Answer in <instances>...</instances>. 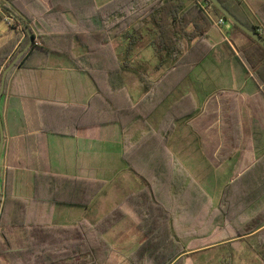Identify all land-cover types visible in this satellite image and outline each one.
<instances>
[{
    "label": "trees",
    "instance_id": "obj_1",
    "mask_svg": "<svg viewBox=\"0 0 264 264\" xmlns=\"http://www.w3.org/2000/svg\"><path fill=\"white\" fill-rule=\"evenodd\" d=\"M220 1L244 24L264 37L259 27L242 20L232 9L231 4H240L242 0ZM0 2L15 14L12 16L0 9L11 19V23L5 19L8 27L16 30L22 26L23 30H29V33L25 32L23 42L14 53L21 35H16L0 48V85L5 68L22 51H25L24 54L8 74L6 87L13 71L17 67L26 66L30 55L37 49L69 58L77 70L88 74L95 81L99 93L76 125L51 132L72 136L79 128L120 124L125 134L124 159L131 171L146 183V189L130 195L125 203L106 212L94 223L85 220L73 226H53L47 219L55 205L89 206L104 184L73 177L37 175L36 196L29 201L13 199L11 218L7 222L3 219L4 208L0 199V264H187L184 242L199 236V231L204 228L203 220L209 215L213 204L203 193L204 202L208 201L207 205L202 208L195 222L189 225V232L182 234L174 225L176 210L169 202L162 204L158 201L161 193L155 192V184L163 182L168 185L164 187L165 195L169 190L178 189L176 183L166 181L167 177L175 176V172L172 173L175 170L173 155L167 149L168 140L179 120L194 116L196 106L190 97H184L168 108L155 131L149 125L148 118L165 102L191 69L211 51L205 40L209 31L216 26L201 4L212 7L213 17H225L208 0H110L104 6H99L96 0H51L48 7L42 0ZM68 14L74 23L67 19ZM138 21L139 29L135 25ZM35 23L44 27L45 31L36 32ZM149 23L153 25L151 45L161 54L163 62L166 59L174 61L176 72L172 74L175 78L169 82L168 78L163 77L157 83L144 79L141 85L147 91L133 105L126 89V65L119 62L112 49L111 37H118L130 30L135 33L139 31L140 36ZM231 24L237 34L233 43L238 50V58L247 71L254 74L255 82L264 94V49L240 28ZM30 34L34 37V43L26 49L30 43ZM75 45L80 47L81 54H75ZM6 59L8 61L2 69ZM152 88L159 92L151 93ZM5 93L6 88L4 95ZM225 95L219 94L222 138L218 152L220 162L232 157L241 138L235 100ZM145 102L152 103L150 109H143ZM139 130L145 136L151 135L149 145L155 146L158 152L161 151L158 159L153 155L149 163L150 175L139 171L136 164L133 165L136 156L142 154L143 144L134 153L129 150L127 134ZM150 176L155 179V183L150 181ZM184 176L190 177L187 173ZM192 182L195 193L198 190L203 192L197 183ZM190 188L191 185L186 190ZM262 199L264 158L233 178L225 187L221 204L216 211L230 208L228 205L231 203V208L244 209L238 212L239 215L248 212L249 219L240 221L236 227V237L243 238L254 233L264 222V214L253 215ZM139 200L147 209L150 217L148 220H153L152 223L141 226L142 241L124 253L113 247L104 238V234L127 217L139 227ZM215 216V221L218 222L220 215Z\"/></svg>",
    "mask_w": 264,
    "mask_h": 264
},
{
    "label": "crops",
    "instance_id": "obj_2",
    "mask_svg": "<svg viewBox=\"0 0 264 264\" xmlns=\"http://www.w3.org/2000/svg\"><path fill=\"white\" fill-rule=\"evenodd\" d=\"M50 1L42 0L47 7ZM96 1L98 3L99 0ZM231 7L242 20L259 27L260 32L264 33V0H242L240 4H231ZM7 17L0 10V48L16 35H21V40L14 47V53L23 42L26 31L22 26L16 30L8 27L5 22ZM66 17L74 23L69 14ZM9 22L11 23L10 18ZM3 25L6 27H1ZM34 28L39 33L45 31L38 23L34 24ZM152 31L153 25L149 32ZM212 31L219 35V39L214 42H210ZM236 35L232 25L222 29L212 28L205 40L211 51L155 110L156 112L171 99L179 88L188 84L189 88L171 99L168 108L188 96L193 100L196 111L193 117L176 123V130L169 138L168 147L173 157L178 159L177 166L191 174L196 172V176L204 169L222 173L233 169L231 175L225 176L233 179L264 158V94L257 86L254 74L248 72L238 58V50L233 43ZM111 47L113 49L112 44ZM74 52L81 54L82 51L75 45ZM7 61L8 59L2 69ZM143 62L147 64V61ZM164 62L168 69L162 77L157 81L146 80L152 83H157L163 77L168 78L169 82L174 80V61L166 59ZM157 92L159 90L152 88L151 93ZM98 93L95 81L88 74L77 70L69 58L41 49L30 55L26 66L17 67L10 75L6 93L0 103L4 130L0 159V199L4 208L3 219L6 222L11 218L13 199L29 201L36 196V177L39 174L100 181L104 184L89 206L55 205L47 219L53 226H73L81 221H88L83 217L105 188L106 175L110 178L120 174L128 177L130 168L124 159L125 134L120 124L79 128L72 136L51 132L76 125ZM220 93L235 100L241 135L239 146L225 162L218 159L222 144ZM163 117L162 114L157 122L158 126ZM177 132L179 137H176ZM176 138L182 142L175 143ZM211 175L213 174L200 176L205 179L204 189L209 195L215 192L216 186L215 181L211 180L215 176ZM125 200L113 208L125 203ZM148 217L146 215L144 218ZM261 233H264V222L245 239Z\"/></svg>",
    "mask_w": 264,
    "mask_h": 264
},
{
    "label": "rangeland",
    "instance_id": "obj_3",
    "mask_svg": "<svg viewBox=\"0 0 264 264\" xmlns=\"http://www.w3.org/2000/svg\"><path fill=\"white\" fill-rule=\"evenodd\" d=\"M109 2L110 0H99L98 4L99 6H104ZM130 21L133 20L131 19ZM135 25L136 28L139 29V21ZM1 27L5 28L6 25ZM151 27V24L146 26L143 31H141L140 36L139 31L135 33L133 30H130L121 33L118 37H111L113 50L118 55L119 62L126 65V69L124 70L126 89L133 105L138 103L147 91L146 87L140 86L144 79L157 81L168 69L166 63L162 60L161 54L150 44L153 36L152 32H149ZM218 39L219 35L212 31L210 33V42H214ZM185 46H187V44H185ZM143 61H147V64ZM185 88H189L188 84L179 88L172 95L171 99H174L177 94L182 93ZM171 99H168L163 106L154 112L151 117H149L150 119L148 118V123L152 129L154 128V131L157 129V122L160 116L166 114ZM158 100L159 98L157 101ZM151 105L152 103L145 102L143 109H150ZM175 130L172 135L175 133ZM176 135V137H179V132H177ZM150 138L151 135L145 136L140 130L127 134V139L130 143L129 150L133 151V153L138 146L140 149L143 144L142 154L136 156L133 165L136 164L139 171H144L147 175H150L149 170L151 167L149 163L153 155H155V159H158L161 155V151L158 152L155 146L149 145L151 144ZM174 141L175 143L182 142L181 139L178 138ZM167 149L169 150V147ZM173 151L175 152L174 148ZM174 156H176V154ZM177 157L181 159L180 155H177ZM173 159L175 170H173L172 173L174 174L175 172V176L172 178L167 177L166 181L168 182V180H171L176 183L178 189H174L173 191L169 190L168 194L165 195L164 187H168V185L161 182L155 184V192L161 193V196H158V201L162 204H167L169 202V205L176 210L177 214L175 216L174 225L178 227L180 233L185 234L189 232V225L195 222L202 208L207 205V200H210L213 204L212 208H210L209 215L203 220L202 227L204 228L199 231V236L190 238L188 241L184 242L188 257L187 264H264V233L246 239L245 237L247 236H245L243 237L245 240H240L243 238L236 237L237 223L249 219V213L245 212L244 215L243 213L239 215L238 212L244 209L231 208V203L228 205L230 208H226L220 212L216 211L221 204V198L225 187L233 180L225 176L231 175L233 169L225 170L223 173L222 171L204 169L200 170V175L196 176V172L191 174L188 170L185 171L183 168L178 167V159L174 157ZM130 171L128 177L120 174L118 177L116 176L117 178H110L106 175L107 183L105 188L96 198L93 207L83 218L94 223L103 213L109 211L116 204L125 200V198L127 199L130 195L138 194L140 191L146 189V183L143 178ZM186 173L190 177L184 176ZM208 174H213L211 176H215L211 180H214L216 184L214 188L215 192H211L210 195L204 189L205 185L203 180L205 179L200 177ZM149 179L155 183V179L151 178V176ZM192 181L197 183L203 192L198 190V192L195 193ZM189 185H191V188L186 190L187 187L189 188ZM203 193L207 195V200H205V202L202 195ZM262 201L259 207H257V211H253V213L255 212L253 215L258 213L264 214V201ZM217 214L220 215L218 222L215 221L217 219L215 215ZM146 215L147 209L141 205L139 200V219H144L143 221L139 220V227H137L130 218H124L111 230L105 233L104 238L118 250L122 252L130 251L142 241L143 228H141V226L146 223H152L151 220L153 219L149 221L147 218H144ZM240 228L244 230V228Z\"/></svg>",
    "mask_w": 264,
    "mask_h": 264
},
{
    "label": "water",
    "instance_id": "obj_4",
    "mask_svg": "<svg viewBox=\"0 0 264 264\" xmlns=\"http://www.w3.org/2000/svg\"><path fill=\"white\" fill-rule=\"evenodd\" d=\"M211 5L216 8L219 12L222 13V15L229 20L231 23L236 25L238 28H240L245 34L250 36L252 39H254L263 49H264V37L259 34L258 32L254 31L250 27H248L246 24H244L239 18H237L220 0H208ZM0 9L5 11L6 13L11 14L14 16L12 10L5 7L0 2ZM29 33V30H26ZM34 43V37L30 34V43L27 46L26 49H28L32 44ZM25 51H22L19 53V55L5 68L2 79H1V85H0V103L1 99L4 95L5 88H6V82L9 72L15 67L20 57L24 54ZM4 143V130H3V124H2V118H1V112H0V159H1V152L3 148ZM0 198H1V191H0Z\"/></svg>",
    "mask_w": 264,
    "mask_h": 264
},
{
    "label": "built area",
    "instance_id": "obj_5",
    "mask_svg": "<svg viewBox=\"0 0 264 264\" xmlns=\"http://www.w3.org/2000/svg\"><path fill=\"white\" fill-rule=\"evenodd\" d=\"M201 6L205 9V11L208 13V15H210V18L213 22V25L216 26L217 28L222 29V28L229 27L232 25L230 21L226 20L223 17H219V18L213 17L211 6L203 5V4H201ZM7 20H9V18H7Z\"/></svg>",
    "mask_w": 264,
    "mask_h": 264
}]
</instances>
